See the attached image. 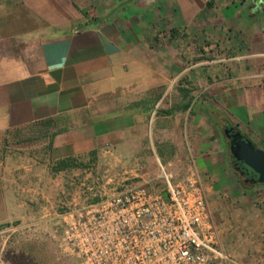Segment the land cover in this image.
<instances>
[{
  "label": "crops",
  "instance_id": "1",
  "mask_svg": "<svg viewBox=\"0 0 264 264\" xmlns=\"http://www.w3.org/2000/svg\"><path fill=\"white\" fill-rule=\"evenodd\" d=\"M262 73L264 0H0V135L50 121L0 149V230L56 228L109 177L159 189L158 164L223 181L226 125L264 150Z\"/></svg>",
  "mask_w": 264,
  "mask_h": 264
},
{
  "label": "built area",
  "instance_id": "2",
  "mask_svg": "<svg viewBox=\"0 0 264 264\" xmlns=\"http://www.w3.org/2000/svg\"><path fill=\"white\" fill-rule=\"evenodd\" d=\"M158 178L159 189L111 178L90 185L60 221L75 264H240L220 245L194 162L178 178L158 164Z\"/></svg>",
  "mask_w": 264,
  "mask_h": 264
},
{
  "label": "rangeland",
  "instance_id": "3",
  "mask_svg": "<svg viewBox=\"0 0 264 264\" xmlns=\"http://www.w3.org/2000/svg\"><path fill=\"white\" fill-rule=\"evenodd\" d=\"M133 92L138 93L136 90ZM30 136L29 132L15 135L13 131L0 135V149L3 155L21 151L17 148L21 146L20 144L29 147V144L36 142L26 141ZM220 137L224 146L223 154L226 157L222 159L226 167L223 172L225 178L220 182L202 180L220 245L240 264H264V185L243 183L241 179L235 181L232 178L228 163L230 159L228 147L224 143V138ZM213 143L219 144L216 140ZM111 179L114 184L124 180ZM156 181H160L159 178ZM82 194V192L77 193L74 202L81 201ZM33 215L35 218L38 216V214ZM59 223L56 228H43L39 224L12 230L13 226L9 225L7 229L0 230V262L75 264L74 257L61 245Z\"/></svg>",
  "mask_w": 264,
  "mask_h": 264
},
{
  "label": "water",
  "instance_id": "4",
  "mask_svg": "<svg viewBox=\"0 0 264 264\" xmlns=\"http://www.w3.org/2000/svg\"><path fill=\"white\" fill-rule=\"evenodd\" d=\"M225 133H230V153L234 160L239 161L256 177L255 182L264 185V150H261L239 131L226 125Z\"/></svg>",
  "mask_w": 264,
  "mask_h": 264
},
{
  "label": "trees",
  "instance_id": "5",
  "mask_svg": "<svg viewBox=\"0 0 264 264\" xmlns=\"http://www.w3.org/2000/svg\"><path fill=\"white\" fill-rule=\"evenodd\" d=\"M42 126L41 127H36V125H34V127L28 129V130H22L19 132H15V135H18V133L21 132H29L31 133V136L28 137V139L26 138V141L28 140H41V138L48 136L49 133L47 132L46 126L48 124H50V121H42L40 123ZM8 133V132H7ZM23 140V139H21ZM75 167V166H79V163L74 162L73 160H63V161H59L55 164V166H53V171H59V170H63L65 168H70V167ZM246 175V174H245ZM253 177L255 178L256 176L253 175ZM252 179H249V184H254V182L251 181ZM257 183V182H256Z\"/></svg>",
  "mask_w": 264,
  "mask_h": 264
},
{
  "label": "flooded vegetation",
  "instance_id": "6",
  "mask_svg": "<svg viewBox=\"0 0 264 264\" xmlns=\"http://www.w3.org/2000/svg\"><path fill=\"white\" fill-rule=\"evenodd\" d=\"M229 128H232L231 126H228ZM225 130H226V126L223 128V137H224V143L227 145L228 147V151H229V154H230V159L228 161L229 163V167L231 169V176L232 178L236 181V180H239L241 179L243 183H249V179H252L251 181L256 183L255 182V178L253 177V173L247 169L243 164H241L239 161H236L233 159L231 153H230V149H229V146H230V141H231V138L229 136L230 133H225ZM246 174V175H245Z\"/></svg>",
  "mask_w": 264,
  "mask_h": 264
}]
</instances>
